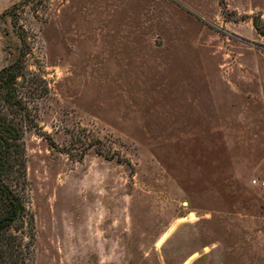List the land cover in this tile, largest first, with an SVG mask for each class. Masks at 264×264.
<instances>
[{"label": "rangeland", "instance_id": "rangeland-1", "mask_svg": "<svg viewBox=\"0 0 264 264\" xmlns=\"http://www.w3.org/2000/svg\"><path fill=\"white\" fill-rule=\"evenodd\" d=\"M19 60L5 264H264V0H0Z\"/></svg>", "mask_w": 264, "mask_h": 264}, {"label": "trees", "instance_id": "trees-1", "mask_svg": "<svg viewBox=\"0 0 264 264\" xmlns=\"http://www.w3.org/2000/svg\"><path fill=\"white\" fill-rule=\"evenodd\" d=\"M22 64L19 60L0 72V264H5L4 253H8L5 251L8 247L16 257L22 255V243L8 232L24 218L25 208L6 185L5 180L19 174L23 168L25 171L26 161L21 157L23 144L20 142L24 127L23 122L9 118L4 112V109H24L22 101L18 98V79L24 68ZM3 245L7 247L3 249ZM14 264H20V261H14Z\"/></svg>", "mask_w": 264, "mask_h": 264}]
</instances>
